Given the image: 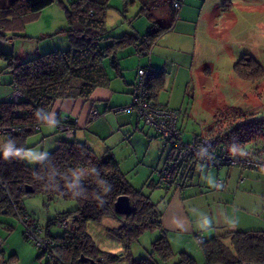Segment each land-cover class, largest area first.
Instances as JSON below:
<instances>
[{
  "label": "trees",
  "instance_id": "16d2710c",
  "mask_svg": "<svg viewBox=\"0 0 264 264\" xmlns=\"http://www.w3.org/2000/svg\"><path fill=\"white\" fill-rule=\"evenodd\" d=\"M54 1L5 0L0 5V40L8 38L1 31L3 24L10 26L30 19ZM122 1L124 10L129 4H136V16H145L151 22L145 34L141 35L146 37L145 41L137 44L140 35L130 33L119 37L106 35L105 14L109 0H72L69 5H63L67 21V27L63 30L67 32L70 41L67 49L46 52L23 62L18 61L13 52L0 50V58L7 61V68L12 74L11 87L15 83L22 94L18 101L10 97L0 101V126L19 127L18 131L2 136L1 151L9 146L13 150L25 151L28 147L26 140L49 122L48 112L56 99H88L95 87L105 84L107 75L104 58L111 57L114 61V54L128 44L148 50L159 34L171 25V22L161 24L153 20L152 9L166 4L172 15L177 11L174 7L176 0ZM233 71L245 81L256 82L264 78V66L248 53L234 63ZM162 83L161 73H151L147 88L149 98L154 103H157L155 97ZM225 110L231 113L229 116L241 114L237 108L229 107ZM63 122L73 124L68 119L56 120L57 125ZM256 122L259 126L256 129L264 131L262 117L236 123V127L228 128L223 133L209 132L216 136L219 146L235 152L232 151L235 144L229 146L230 139L237 145L250 142V137L242 136L241 132H252ZM252 136L251 142L254 140ZM238 154L264 158V146L251 148V154ZM185 168L184 164L172 184L181 179L180 172ZM0 180L7 182L6 188L0 185V212L6 210L16 216L17 213L25 215L24 197L38 190L77 201L74 209L57 213L49 222L54 224L53 221L66 219L68 226L62 233L53 235L48 230L43 231V234L53 238L57 254L55 258H46L44 264H112L121 259L120 255L99 249L87 231L88 222H99L105 217H113L118 221V226L109 231L122 240L127 249L147 230L157 229L161 233L151 243L147 257L133 258L127 252L126 264H156V258L168 262L175 255L162 228L157 203L131 185L118 161L108 150L96 156L84 143L61 139L34 166L19 159L6 161L0 153ZM27 185L32 186L34 191L27 192ZM121 195H127L131 201L133 209L129 215L120 214L114 209V202ZM199 244L206 264H241L243 261L264 264V231L234 230L207 238ZM178 254L179 260L174 264H196L195 259L187 253L182 251ZM43 255L44 252L40 250V256Z\"/></svg>",
  "mask_w": 264,
  "mask_h": 264
},
{
  "label": "crops",
  "instance_id": "0c3cea01",
  "mask_svg": "<svg viewBox=\"0 0 264 264\" xmlns=\"http://www.w3.org/2000/svg\"><path fill=\"white\" fill-rule=\"evenodd\" d=\"M246 3H251V0H182L181 6L173 15L167 7L168 22H171V25L159 34L148 50H141L134 44L120 48L114 54V61L111 57H106L109 58L107 66L103 60L107 81L95 87L88 99L61 98L53 102L48 112L49 122L42 125L38 131L43 139L47 138L46 142L42 140L43 145L46 143L47 146L42 152L47 150L49 153L58 140H74L86 144L96 156L110 151L122 168L120 153L124 156L130 152L128 149L136 150L140 144L151 145L150 142L159 138V135L153 128L146 127L135 111L113 112L114 108L132 102L133 86L140 67L151 68L153 75L162 74L163 83L156 93L155 100L158 105L176 111L177 127L183 136L185 117L190 119L203 114L205 98L204 94H199L201 91L198 88L200 85L198 71L204 65H200L197 54L201 22L212 21L218 15L223 18L226 13L231 12L234 5ZM134 19L133 15L129 14L128 21L133 23ZM134 24L137 29L132 30L130 34L141 36L148 30L142 32V22ZM136 43L138 44V41ZM192 100L194 104H191ZM91 108L99 112L96 118L89 117ZM57 119L74 122V132L71 136L59 131ZM198 126V129H191V137L188 140L193 135H203L210 131V127L206 129L202 121ZM162 147L166 157L161 166L171 158V147L168 150L167 146ZM145 158L143 155L142 161ZM185 165L187 169L181 170V179L177 183L161 184L162 193L157 200L162 228L171 247L175 248L174 246L178 245L176 252H188L184 248H188L186 245L193 243L192 241H198L197 236L205 240L234 230L264 231V170L241 165L210 167L191 162ZM0 213L11 214L6 210ZM25 213L41 226L28 211L25 210ZM102 221L104 218L99 223ZM205 221L208 222L207 225L204 224ZM91 223L98 224L88 222V232ZM0 224L10 232L5 236L0 231L4 238L0 248V264H6V260L19 264L21 261L19 251L14 246L16 242L26 239L23 231L20 235L17 228L11 232L13 228L6 221L0 220ZM118 224L116 220L113 227H95L96 235L89 232L99 249L105 250L104 246L107 245L115 246L117 249L125 247L122 240L117 237V244L114 243L115 240L106 238V235L113 236L109 230ZM45 230L52 234L48 227L43 229ZM158 233L161 234L159 230ZM34 252L31 256L36 264H44L45 260L41 261L40 253ZM122 254L125 257L127 255L120 253V256ZM120 261L119 264H126L120 259L112 264H118Z\"/></svg>",
  "mask_w": 264,
  "mask_h": 264
},
{
  "label": "rangeland",
  "instance_id": "374dc122",
  "mask_svg": "<svg viewBox=\"0 0 264 264\" xmlns=\"http://www.w3.org/2000/svg\"><path fill=\"white\" fill-rule=\"evenodd\" d=\"M4 1L0 0V5H3ZM71 1L55 0L30 19L16 24L12 23L10 26L5 25L6 23L3 24L1 31L12 42L0 41V50L13 52L18 57V61L23 62L46 52L67 49L70 46V41L67 32L63 30L67 27L63 5H69ZM136 12V4H129L124 10L122 0H109V7L105 14L106 35L119 37L126 32L131 33L132 30L137 29L134 22L136 24L142 22L141 29L142 32H145L150 27L151 22L145 16H136ZM152 12L153 20L157 19L161 24L168 23L169 13L166 4L152 9ZM129 14H132L135 18L133 23L128 21ZM198 37L200 40L197 51L198 59L200 65H204L198 71V80L200 81L198 88L201 91L199 94H204L205 99L202 106L203 114L200 117H189L190 119L185 117L186 122L183 125L184 133L182 136L185 141H188V138L191 137V129H198V124H201V121L206 129L210 127L212 133H223L228 128L234 127L236 123L264 117V78L256 82L245 81L237 77L233 71L234 63L245 53L251 54L264 66V0H251V3L234 5L231 12L226 13L223 18L218 15L212 21L203 20ZM108 63L109 58H105L104 65L107 66ZM11 79L12 74L7 68V61L0 58V100H8L11 91ZM192 103L194 104L193 100ZM229 107L237 108L241 114L229 116L231 113L229 114L226 110L223 111ZM256 124L253 126L255 130L252 132H241L242 136L250 137V142L238 143L237 145L235 141L231 142L230 139L229 146L235 144V148L232 150L235 152L231 153L236 154L238 151L251 154V148L264 146V131H258L259 129H256L259 127L258 122ZM207 133L210 134V132ZM41 135L40 132H36L26 140L28 147L25 151H32L34 156L37 157L33 163L24 160L31 166L37 163L39 157L48 153L47 150L42 152L45 147L47 148L46 143L43 145L42 140L45 141L47 138L43 139ZM251 135L254 139L252 142ZM150 143L149 146L140 144L136 150L128 149L130 152L127 155L123 156L120 153L122 157H119V159H121V169L131 185L143 194L149 195L151 200L157 203L162 193L160 187L163 186L159 182L156 168L161 167L166 155L163 154V147L159 138L152 140ZM2 144L3 137L0 136V151ZM169 147L170 145H167V150ZM146 149H148L147 153ZM143 155L146 157L144 161H142ZM23 205L25 210L42 226V229L48 227L53 235H59L64 228L49 223L51 218L64 210L74 209L77 206V201L49 195L38 190L24 197ZM0 220L6 221L12 226L13 230L11 232L17 228V232L22 235V223L16 215L0 213ZM96 223L102 224V226L91 223L88 227L89 232L93 235L95 234V227H113L116 220L113 217H105L104 221ZM0 231L5 236L10 233L1 224ZM159 236L157 229L147 230L142 233L137 241L132 242L128 249L124 246L117 249L115 246L108 245L104 246V249L117 255L129 251L134 258L147 257L151 243ZM106 238L115 240L114 243L117 244L116 237L106 235ZM192 242L186 245L188 248H184L188 251L185 253L193 257L196 264H206L198 241ZM177 246H174L175 248L171 247L175 253L171 260L162 262L156 258V264L176 263L179 260V254L175 250ZM14 247L19 251L21 260L19 264H32L33 262L36 264L31 255L34 251V253L39 254L40 250L28 239L16 242ZM40 259L43 262L46 257L43 255ZM120 260L127 263L124 254L121 255ZM7 261L5 262L7 263Z\"/></svg>",
  "mask_w": 264,
  "mask_h": 264
},
{
  "label": "built area",
  "instance_id": "2783aa9c",
  "mask_svg": "<svg viewBox=\"0 0 264 264\" xmlns=\"http://www.w3.org/2000/svg\"><path fill=\"white\" fill-rule=\"evenodd\" d=\"M182 0H176L174 7L178 9L181 6ZM138 42H143L146 37L139 36ZM5 43L10 42L8 38L1 39ZM12 42V41H11ZM149 67H140L137 70V77L134 82L132 97L130 104L114 108L113 112L129 111L136 112L138 118L145 126L151 127L159 135L162 146L170 145L171 158L158 170L159 182L164 185H171L174 182V177L178 174L184 164L200 163L205 166L218 167L220 165H241L251 168L264 170V158L249 156L245 154H233L227 151L224 147L219 146L215 135L203 134L193 135L188 141L183 140L182 131L177 127V113L174 109L164 107L154 103L149 98V90L147 88L148 78L152 73ZM19 87L14 83L11 87L9 97L13 101H18L21 97ZM99 112L95 108L89 111L91 119L96 118ZM67 121V119H64ZM74 124V122H73ZM73 124L63 122L57 125L59 131H62L67 136H71L74 132ZM18 126H0V136L18 131ZM0 185L7 187V182L0 180ZM19 221L22 223L23 233L25 237L38 249L44 252L46 258L57 257L54 249V240L51 236L43 234V229L40 228L34 221H30L28 215H20L17 213ZM55 225L66 228L68 222L66 219L53 221ZM197 240L201 242L203 238L197 236ZM3 243V238L0 235V248ZM6 264H12L7 261ZM241 264H259L254 261H243Z\"/></svg>",
  "mask_w": 264,
  "mask_h": 264
},
{
  "label": "clouds",
  "instance_id": "9594fccd",
  "mask_svg": "<svg viewBox=\"0 0 264 264\" xmlns=\"http://www.w3.org/2000/svg\"><path fill=\"white\" fill-rule=\"evenodd\" d=\"M53 125L55 124V122H51ZM0 153H2V157L4 160L6 161H10L12 159H19V160H26L29 163H33L35 162V160L37 159L36 156H34L32 151H20V150H13V148L11 146L3 149L2 151H0ZM207 221L204 222L205 225H207Z\"/></svg>",
  "mask_w": 264,
  "mask_h": 264
},
{
  "label": "water",
  "instance_id": "95a60500",
  "mask_svg": "<svg viewBox=\"0 0 264 264\" xmlns=\"http://www.w3.org/2000/svg\"><path fill=\"white\" fill-rule=\"evenodd\" d=\"M27 192H33L34 188L30 185L25 186ZM114 209L120 214L129 215L132 212L133 206L127 195L118 196L114 202Z\"/></svg>",
  "mask_w": 264,
  "mask_h": 264
}]
</instances>
